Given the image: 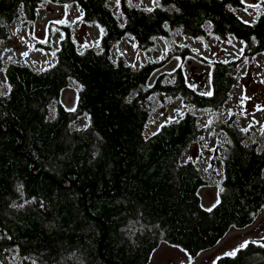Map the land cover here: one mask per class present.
<instances>
[{
    "label": "trees",
    "instance_id": "obj_1",
    "mask_svg": "<svg viewBox=\"0 0 264 264\" xmlns=\"http://www.w3.org/2000/svg\"><path fill=\"white\" fill-rule=\"evenodd\" d=\"M45 1L77 5L103 35L99 51H79L65 30L41 72L0 59V264H148L161 243L196 257L249 226L264 209V135L257 142L231 119L213 121L226 144L218 201L206 210L198 195L205 181L184 157L202 135L197 115L144 133L155 101L210 112L230 102L240 61L264 54V11L248 24L236 14L243 0H156L151 10L119 0L118 16L107 0H0V42L12 21L33 22ZM175 33L234 38L241 56L209 64V92L193 87L180 65L150 82L164 61L134 69L109 56L124 37L148 50ZM186 54L174 46L165 61ZM71 81L79 90L69 110L58 99ZM81 117L87 127L73 130ZM214 264H264V244L249 242Z\"/></svg>",
    "mask_w": 264,
    "mask_h": 264
},
{
    "label": "rangeland",
    "instance_id": "obj_2",
    "mask_svg": "<svg viewBox=\"0 0 264 264\" xmlns=\"http://www.w3.org/2000/svg\"><path fill=\"white\" fill-rule=\"evenodd\" d=\"M130 5L151 10L156 0H125ZM114 14L119 15L117 0H107ZM254 5V7H253ZM264 11V0H243V6L236 11L245 23L253 24ZM122 19V18H121ZM63 21V22H61ZM8 37L0 42V59L4 64L11 62L26 65L33 71L48 69L55 61L58 42L71 33L79 51L85 48L100 50L103 30L82 21V12L77 5H62L55 1H45L37 11L36 19L24 23L17 19L8 26ZM47 44L48 47H44ZM186 48L189 54L181 60L166 56L172 47ZM242 43L234 38L219 41L209 33L200 39H189L175 33L171 38H157L148 50H140L129 37L122 38L109 51L110 58L116 62L121 58L128 66L138 69L149 63L163 62L154 73L150 82L164 72H169L178 65L187 72L189 83L198 91L210 90V67L215 60H239ZM26 53V55H25ZM238 70L239 83L232 90L230 102L217 112L195 110L179 100L155 101L145 128L144 135L151 136L163 125L176 122L188 112L197 115L202 135L185 153L199 168L205 185L198 191L202 208L209 210L218 201L220 181L222 179L221 157L226 144L223 132L218 130L213 121L229 119L242 129L250 138L264 135V54L254 57L249 62L240 61ZM151 84V83H150ZM0 86L6 88L5 80L0 76ZM79 86L69 82L60 95L58 102L66 109L76 105ZM57 102L53 103L55 106ZM88 125L87 117H81L71 124L73 130L84 129ZM245 135V136H246ZM244 241L264 244V209L259 211L252 223L243 229H230L214 247L190 257L183 250L167 243H161L151 254L148 264H214L226 252L236 249ZM10 264H32L26 259L15 258Z\"/></svg>",
    "mask_w": 264,
    "mask_h": 264
},
{
    "label": "snow or ice",
    "instance_id": "obj_3",
    "mask_svg": "<svg viewBox=\"0 0 264 264\" xmlns=\"http://www.w3.org/2000/svg\"><path fill=\"white\" fill-rule=\"evenodd\" d=\"M117 3H119V0H117ZM253 7H254V5H253ZM61 22H63V21H61ZM25 55H26V53H25ZM193 87H194V86H193ZM206 94L210 95L211 93H206ZM213 206H215V205H213ZM247 244H248V241H244V242H243L242 244H240L236 249H233L231 252H226V253H224V255H235V253H236L240 248L245 247Z\"/></svg>",
    "mask_w": 264,
    "mask_h": 264
}]
</instances>
